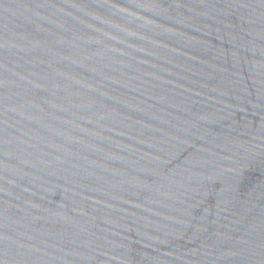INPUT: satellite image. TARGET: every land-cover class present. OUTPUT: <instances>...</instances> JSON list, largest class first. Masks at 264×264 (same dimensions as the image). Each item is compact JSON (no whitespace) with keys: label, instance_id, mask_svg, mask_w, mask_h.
Here are the masks:
<instances>
[{"label":"water","instance_id":"obj_1","mask_svg":"<svg viewBox=\"0 0 264 264\" xmlns=\"http://www.w3.org/2000/svg\"><path fill=\"white\" fill-rule=\"evenodd\" d=\"M0 264H264V0H0Z\"/></svg>","mask_w":264,"mask_h":264}]
</instances>
